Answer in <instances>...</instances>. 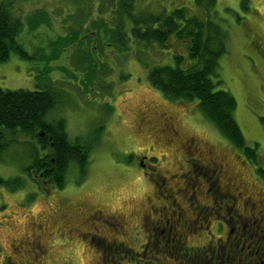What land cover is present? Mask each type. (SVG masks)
<instances>
[{
  "label": "rangeland",
  "instance_id": "obj_1",
  "mask_svg": "<svg viewBox=\"0 0 264 264\" xmlns=\"http://www.w3.org/2000/svg\"><path fill=\"white\" fill-rule=\"evenodd\" d=\"M5 1L23 22L17 41L31 59L12 53L0 65V87L8 91L54 88L59 95L52 119L65 120L69 141L85 148L88 163L84 173L71 163L62 188L38 185L28 173L31 153L38 149L35 140L19 137L8 148L0 149V181L15 185L0 186V264L7 254L17 256L11 248L13 239L25 240L27 232L44 230L42 220L51 228L42 233L48 246L47 261L55 257L58 264H95L91 255H85L81 243L83 238L91 240L93 233L84 228L60 230V204L77 207L81 203L90 212L100 207L111 226L115 223L110 216L119 215L120 220L125 215L127 218L121 219L124 224L120 223L131 229L130 236H125L128 245L135 249L145 245V233L134 212L141 208L145 196L154 192L155 184L163 180L166 183L161 185L171 186L172 193L187 185L180 192L185 198L179 193L173 195L180 203L189 197L206 202L213 192L221 194L219 199L215 197L223 217L217 238L221 246L226 243L231 249L237 243L236 235L225 241L231 220L222 207L228 204L233 215L235 211L246 217L244 222L251 228L252 201L264 194V0H216V14L211 15L227 33L226 55L219 60L220 88L229 90L237 100L235 118L248 149L256 150V164L224 138L196 103L172 101L150 83V69L174 66L175 53L186 63L187 46L172 38L168 49L144 54L139 53L143 50L131 37L137 18L170 16L173 10L183 8L189 17L197 14L207 19L205 7H197L195 0ZM108 24H114L113 31ZM127 33L128 41L122 44ZM94 41L97 52L92 47ZM165 116L173 118L176 134L167 130ZM144 156L151 163L143 171L140 162ZM204 163L208 164L211 186L201 193L196 182L198 171H194ZM35 174L31 173L32 178ZM95 221L103 223L99 218ZM124 227L118 231L120 237ZM197 234L204 236L205 229ZM196 238L191 233V250H197ZM40 244L27 239L18 246L21 251L30 250V257H39L43 250ZM244 244L238 245L244 249L243 255L254 257V250ZM210 246L215 250L218 244L214 240ZM203 249L202 254L200 250L187 252V259L213 252L210 249L204 253ZM185 257L178 255L180 261ZM25 258L27 262L32 260L29 255ZM129 258L126 264H137L141 256L134 261Z\"/></svg>",
  "mask_w": 264,
  "mask_h": 264
},
{
  "label": "trees",
  "instance_id": "obj_2",
  "mask_svg": "<svg viewBox=\"0 0 264 264\" xmlns=\"http://www.w3.org/2000/svg\"><path fill=\"white\" fill-rule=\"evenodd\" d=\"M215 1L195 0L197 7H205L208 16L205 20L197 14L189 17L183 8L173 10L170 16L137 18L131 37H134V45L143 50L139 53L144 54L146 51L168 49L167 43L172 38L187 46V62L175 53L174 66L150 69V83L172 101L196 103L204 117L220 129L224 138L236 150L244 151L247 159L256 164V150L248 149L235 118L237 100L229 90L220 88L219 60L226 55L227 33L222 23L211 17L216 14ZM113 27L114 24L109 25V30L113 31ZM22 28V20L5 0H0V65L5 64L12 53L25 60L31 59L17 41ZM128 38L127 33L122 44L127 43ZM181 63L183 66L180 67ZM58 95L54 88L47 87L33 91H8L0 87V149L8 148L19 137L27 136L35 140L38 149L31 153L29 176L32 178L31 173L35 171L39 174L46 168L53 169L55 173L49 171L45 178L51 177L55 180L54 184L62 188L69 165H78L84 173L88 157L83 146L69 141L65 133V120L52 119L51 113L57 105ZM11 183L0 181V186L14 188L15 185L10 186Z\"/></svg>",
  "mask_w": 264,
  "mask_h": 264
},
{
  "label": "flooded vegetation",
  "instance_id": "obj_3",
  "mask_svg": "<svg viewBox=\"0 0 264 264\" xmlns=\"http://www.w3.org/2000/svg\"><path fill=\"white\" fill-rule=\"evenodd\" d=\"M164 121L167 122V130H171L175 127V122L172 117L165 116ZM172 131L174 134L177 133L174 129H172ZM150 163L151 161H149L147 156H144L140 162L142 170L144 171L145 168L147 169ZM204 164V166L198 167L194 171V173L198 171L196 174V182L198 185L197 189L201 191V193L203 191L202 189L206 188V186L208 188L211 186L208 180V164ZM49 171L52 174L55 173V170H49L48 168L44 169L39 174L36 173L34 177L35 183L38 185H55V180H52L51 177L45 178L46 173ZM203 179H207L208 181ZM162 183H166L165 180H163ZM161 184H155L153 188L154 192L150 195L147 194L145 200L140 205L141 208L134 212L137 213L135 214L137 220L140 219V229L145 233V245L139 244L136 249L129 246L128 243H130V241H128L125 236H130L129 230L131 229H128V225L126 226L125 224V228L120 223L123 222L124 224V220L127 216L121 215L120 220H118L119 215L110 216V218L113 219V223H115V226H111L109 225L111 220L105 218L103 211H101V208L98 206V209H95L96 211L90 212L89 208L84 210L85 208H83V204L81 203V205L78 204L80 206L77 205V207H72L75 206L73 204L69 207L62 204L58 205L57 211H59L58 220L59 224H61L60 230L62 228H71L72 231L80 230L81 228L90 230V232L93 233L91 240L86 241L85 238L81 236V238H83L81 243L83 244V249H86L85 255L89 258L91 255L90 260H93L95 264H126L128 263V256H130L129 261H134L138 255L141 256V259L137 264H188V261L189 264H264V225L262 224L264 221V194L260 198L256 197L257 200L254 201H252V198L255 196L249 198L253 204L249 210L253 218L251 228L244 222L246 217H243V215L235 211L233 215V213L228 210L230 209L228 204H226V208H224V206L222 207L223 210L225 209V215L231 220L228 232L229 236H226L225 241H228L234 233L237 241V243L230 247L231 249H227L226 243L221 246V240L217 238V232L222 228L220 222L223 217L220 216L219 211L221 208L217 205L215 197L219 199L218 196L221 197V194L213 192L206 202H203L201 198L196 199L194 197H189L180 203L177 200L178 198H174L173 195L179 193V197L184 196L185 198L186 196L180 192L185 191L187 185L172 193L173 188H171V186H163ZM239 189H241V187H239ZM208 191L209 190L205 191V195L208 194ZM243 194L244 193L241 192L240 196H243ZM172 198L174 199L172 200ZM246 201V198L243 199L242 204ZM97 218L103 223L96 222L95 220ZM121 219L124 220L122 221ZM42 222L41 228L44 227V230L51 229L50 227L49 229L47 228L48 223L46 221L42 220ZM91 223L96 226H93ZM123 227L125 231L121 233V237H123L121 238L118 231ZM41 228L39 227V230ZM201 229H205V235L203 236L201 234L199 237L197 231H201ZM44 230L27 232V234L24 235L25 240L13 239L11 248L17 251V256L10 257L8 254L3 256V264H8L10 261L11 264H58V260L55 257L47 261V256L49 257V254L46 241L43 240L42 233ZM191 233L192 236L196 235L197 237L195 240L197 244L196 248L201 251V254L202 248H204V253H208L210 249L213 250L210 245L214 240L218 246L214 248L215 250H213L210 255L187 259V252L191 254V252L197 251L196 249L191 250V247L188 245ZM27 239H29V241H35V243L40 241L43 250L39 253V257H30V250H20L21 247L18 246L19 243L23 244ZM245 242L254 250V257H245L243 255L244 249L240 250L238 248L239 244H242L244 247ZM77 249H75V251H77ZM180 253L186 256L181 261L178 259ZM28 255L32 260L27 262L25 257ZM249 256L251 257L250 252Z\"/></svg>",
  "mask_w": 264,
  "mask_h": 264
}]
</instances>
